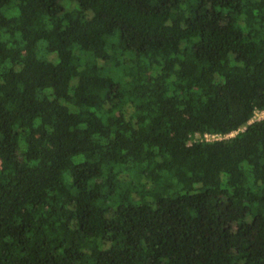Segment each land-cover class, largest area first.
<instances>
[{"label":"trees","instance_id":"16d2710c","mask_svg":"<svg viewBox=\"0 0 264 264\" xmlns=\"http://www.w3.org/2000/svg\"><path fill=\"white\" fill-rule=\"evenodd\" d=\"M261 110L264 0H0V264H264Z\"/></svg>","mask_w":264,"mask_h":264},{"label":"built area","instance_id":"2783aa9c","mask_svg":"<svg viewBox=\"0 0 264 264\" xmlns=\"http://www.w3.org/2000/svg\"><path fill=\"white\" fill-rule=\"evenodd\" d=\"M259 114H264V110L256 111L254 117L257 116V115H259ZM254 117H253V118H254ZM204 137H205V139H207V140H213V139L215 140V139L220 138L219 135H213V134H208V133L204 134Z\"/></svg>","mask_w":264,"mask_h":264},{"label":"rangeland","instance_id":"374dc122","mask_svg":"<svg viewBox=\"0 0 264 264\" xmlns=\"http://www.w3.org/2000/svg\"><path fill=\"white\" fill-rule=\"evenodd\" d=\"M262 117H264V114H259V115L255 116V117L253 118V120H258V119H261ZM233 134H234V132L231 133L230 135H233Z\"/></svg>","mask_w":264,"mask_h":264}]
</instances>
